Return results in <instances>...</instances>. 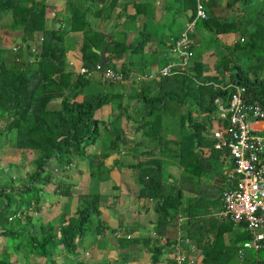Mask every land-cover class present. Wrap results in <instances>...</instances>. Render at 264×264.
<instances>
[{
	"label": "trees",
	"instance_id": "16d2710c",
	"mask_svg": "<svg viewBox=\"0 0 264 264\" xmlns=\"http://www.w3.org/2000/svg\"><path fill=\"white\" fill-rule=\"evenodd\" d=\"M182 1H194L196 9L197 0ZM239 1L241 11H244L252 0H231V3ZM203 4L207 19H198L192 34L205 30L208 34L212 33L213 42L217 40L221 45L218 47L221 59L216 58L213 66L215 74H207V65L202 59L195 58L181 74L159 77V69L154 75L133 78L136 88L133 89L132 100H138L140 107L137 106L129 115L137 117L140 123L137 131L142 130L151 144L152 141L157 142L158 131L164 126L161 122L164 112L172 116L178 112L173 109L168 111V104L173 102L176 109L189 108L178 117L180 137L173 141L178 151L165 152L166 157H175L179 161L180 176L175 177L168 172L163 175V159L130 165L122 160L121 164L139 171L138 198L155 199L154 211L158 217L155 235L166 239L162 246L158 244V239L155 243H152V238L143 239L151 255V264L160 262L165 248L171 250V264L173 246L179 238L171 241L169 228L180 218L186 219L183 226L188 237H185L192 239L200 251L198 264H264V249L247 251L244 257L239 258L238 248L250 240L241 225L218 221L213 217L207 219L205 216L210 214V210L200 203L203 201L200 190L193 201L185 196L187 185L184 182L207 178L213 168L210 159L214 158V154L228 155L225 150L221 152L214 148L216 141L211 132L213 121L218 119L219 104L227 105L234 87L238 86L244 88L243 98L247 103L264 105V62L259 59V55L260 58L264 56V10L256 15L252 13L251 18L235 16L229 21V18L216 17L213 10H209L212 0L208 4L203 0ZM81 7L68 2L65 29L61 26L50 28L45 0H0V28L22 33L20 39L9 46L1 41L14 39L0 37V164L4 146L9 152L18 151L24 158L31 157L33 167V172L24 177L0 180V235L7 238V243L12 241L11 245L6 244V249L0 250V264H31V256L43 260L42 264H69L67 259L77 264L80 241L92 232L100 234L107 230L100 219V200L105 194L101 184L110 180V170L105 161L116 153L124 158L127 149H132V146H128L123 129L110 128L109 123L96 119V113L110 104L115 96L99 92L91 77L98 59L92 46L99 49L98 43L103 44L104 39L95 36ZM195 16L194 10L190 21ZM74 31L84 34L81 55L85 62L83 66L88 70L85 74L73 72L66 60L69 47L65 43V35ZM232 34L239 35L232 45L222 42V38ZM147 38L148 35H143L142 42L135 48L141 47ZM191 48L194 49L193 46ZM129 49L114 43L108 49L107 68L118 72L113 61L121 59ZM170 51L171 45L164 55L162 67L172 59L168 56ZM254 59H257L256 64L252 63ZM119 72L122 76L120 81L99 75L101 81L111 88L121 87L130 73L124 68ZM53 101H59L57 109H51ZM118 107L119 116H123L130 105L125 107L120 103ZM113 133L115 137L107 148L103 142ZM97 141H100L99 151L92 156L87 149ZM151 144L141 149L142 154L164 153L156 146L151 148ZM77 157L84 159L89 167L91 190L77 198L73 216L67 218L65 206L58 221L41 223L39 217L34 225L29 213L40 210L51 184H56L54 195L72 197L73 185L68 182L72 171L69 170ZM52 160L59 167L58 176L47 169ZM15 167L17 165L13 163H6L4 170ZM170 179L175 182L171 183ZM12 223V227L7 226ZM37 224L38 231L35 233ZM126 238L132 240L131 237ZM58 258L61 263L56 261Z\"/></svg>",
	"mask_w": 264,
	"mask_h": 264
},
{
	"label": "crops",
	"instance_id": "0c3cea01",
	"mask_svg": "<svg viewBox=\"0 0 264 264\" xmlns=\"http://www.w3.org/2000/svg\"><path fill=\"white\" fill-rule=\"evenodd\" d=\"M205 1L206 4H208L209 0ZM68 2H70V4L75 3L76 6H82L84 8L90 29L95 31V36L104 39L103 44L98 43L100 46L99 49L92 46L93 51L98 54V59L95 64L96 66H101L102 68L109 67L108 49H110L114 43L130 48L121 59L113 61L116 69L121 70L124 68L128 70L130 73L128 80L120 87L122 89L121 92H116L115 90L110 92V94L113 93L115 98L113 97L110 104L105 105L96 113V119L108 124L109 117L114 113H116L117 117H120V110L118 107L120 103L125 107L127 104L130 105L128 111L131 112H134L133 110L139 105L138 100H132L133 89L136 88L134 87L135 84L133 78L137 75H154L158 73V70L161 69L162 65L165 63V59L163 58L164 55L168 53L170 45L175 38L180 37V34L185 30L179 28L181 22L183 21L186 28L187 24L190 22V17L193 14V11H196V9H194V1L186 3L182 0H45L47 24L50 28H53V23H56V25L60 24L61 27L65 29L66 24L64 20L66 17V7ZM212 2V9H209V7L208 9L213 10L216 17L230 18L241 16L240 1L235 4H232L231 0H212ZM177 4L180 9H176V14H174V16H176L177 20L182 21L178 22L176 27L179 28V30L177 33H174V29L169 20L172 21L173 15L171 12L174 11L173 7ZM262 9L264 10V5L260 8L257 7L256 13L258 11L261 12ZM169 31H173V33L170 34L171 32L168 33ZM145 34L148 35V38L145 40L144 44H142L141 47L135 48L140 42H142L143 35ZM21 35V32H12L11 30L0 28V37L5 36L14 39L11 40L8 38L9 40L7 41L2 40V44H12L17 39H20ZM227 37L232 38L234 42L238 40L239 35L232 34ZM203 38L204 36H200V33L193 35L192 39L191 37L189 38L191 46L194 48V59L196 58L197 48L203 47ZM65 40L66 45L69 47L66 52V60L69 68L76 73L84 68L83 64H85L81 55L84 34L80 31L69 32L65 35ZM221 40L222 42L225 41L226 43H229L225 37ZM202 50L207 52L209 49L202 48ZM213 58V55L208 54V56L202 58V62L204 65L210 66L208 62H214ZM261 62H264V58ZM95 65H93V67ZM214 72L215 71L212 68L207 74L213 76L215 74ZM99 74L100 73L93 71L91 75L93 81L99 82L102 80ZM116 96H121V98H116ZM57 102L59 106V101H55L53 104L51 102V105L54 106ZM176 107L177 106L172 102L171 104H168V111L172 109L175 110ZM165 124H167V122H165ZM131 125H134V123L131 124L129 119L126 120L124 118L122 124V129L125 132L124 137L127 138V142L129 143L127 144L128 146H132V149H127L124 158H121L120 154L116 153L112 154L105 161V166L110 170V180L101 184L105 185L116 182L119 187H117V185H114V187L112 186L113 189H118V193L114 195H112L110 191L107 194H104V196L102 195L100 200V216H102V214L106 216L109 213V210H114L115 204L118 203L120 209L125 211V219L120 217L122 221L120 219L119 221L116 220L111 228L106 225L104 220H101L104 226L107 227V230H104L100 234L92 232L80 241L76 259L77 264H151V255L149 250L144 246L143 239L152 238V243H155L158 239V244L160 246L165 242L166 238L163 236L157 237V235H155V228L158 219L156 216L157 214L154 211L155 199L138 198L139 171L128 168L127 166L138 163V159H140L139 162L143 163H150L153 159L160 161V152L156 151L155 154L149 155L142 154L141 149H144L148 145L150 139H147L143 135L142 130L137 131V126ZM215 127L216 126L214 125L211 131ZM256 128L260 131L259 133L264 135V121L257 123ZM139 143H141V147L139 146ZM172 143L174 144L173 141ZM95 146L96 144L93 148ZM213 157L214 158L210 159L211 163L216 160L218 164L222 165L224 167L223 174L221 175L217 172L214 173V168H212L207 174V178L203 177L200 179V181H203L200 184L195 182H184V184L187 185L185 196L193 201L194 198L197 197V191L200 190L203 197V201L200 203L210 210V216L207 215V219L213 217L218 221H222L218 217V213L221 210L220 198L223 190L229 187V182H233L229 179L233 172V165L229 154L226 155L220 153L218 155L215 153ZM130 159H134V163H132ZM122 160H124L127 165H122ZM225 167L228 169L227 171ZM72 168L74 167L70 168V172L72 171ZM55 171H57V169H55ZM85 171L86 172L76 171L77 175H75L73 171L71 172V177L68 182L73 185L71 190L72 197L63 198L54 195L53 191L56 188V184H51L46 190L49 194L48 197H50V200L45 198V202H43L39 209L41 210L43 206H55L56 203L61 206L66 204L67 209H65L67 211V218L73 216V212L78 203L77 198L80 195L85 194L83 192V187L86 185L87 188L89 187L88 192L91 190L89 170ZM174 171H177V173L173 174ZM57 174H59V171L54 172L55 176H58ZM168 174L176 177L180 176L181 173L179 168H175L170 172L168 171ZM169 181H171V183L175 182L174 179H170ZM54 183H56V181ZM172 187L168 186V188L173 189ZM85 192L87 193V190ZM73 201L76 203L74 207L71 204ZM125 205L127 207H125ZM116 219L118 218L116 217ZM185 220V218H180V220L177 219L176 223L172 224L174 226H170L169 231L171 233L169 238L171 241L177 237L180 238L187 236L183 226ZM117 233L122 236H116L115 234ZM127 236L131 237L132 240L137 239V241L133 242L132 240L127 239ZM138 239L140 240L138 241ZM196 255L199 261L201 259L200 252L198 251ZM170 258L171 250L165 248L158 264H170ZM119 259L121 262H119Z\"/></svg>",
	"mask_w": 264,
	"mask_h": 264
},
{
	"label": "built area",
	"instance_id": "2783aa9c",
	"mask_svg": "<svg viewBox=\"0 0 264 264\" xmlns=\"http://www.w3.org/2000/svg\"><path fill=\"white\" fill-rule=\"evenodd\" d=\"M198 19H207L203 0L196 1L195 19L171 44L169 57L172 59L160 69L161 76L181 74L192 63L194 52L189 38ZM79 72L85 74L88 70L82 68ZM94 72L110 80L122 79L119 70L115 72L96 66ZM244 91V88L235 86L228 104H219L216 127L211 131L216 141L214 148L226 150L233 165L229 177L233 182H229V187L221 194L218 217L222 221L241 225L250 236V240L238 248L239 258L244 257L247 251L264 249V135L256 128L257 123L264 121V105L247 103L243 98ZM115 235L122 236L119 233ZM198 251L196 243L190 238L180 237L174 243L171 264H197Z\"/></svg>",
	"mask_w": 264,
	"mask_h": 264
},
{
	"label": "rangeland",
	"instance_id": "374dc122",
	"mask_svg": "<svg viewBox=\"0 0 264 264\" xmlns=\"http://www.w3.org/2000/svg\"><path fill=\"white\" fill-rule=\"evenodd\" d=\"M263 5H264V1H260V0H252V1H250L246 5L245 10L241 11V17L240 18L241 19H243V17L251 18L252 17V13L256 15L257 7L260 8ZM173 9H174V11L171 12L172 15H173L172 21L169 20V22H170L172 28L174 29V33H177L179 28L180 29L183 28L182 30H184L185 29V25L183 24L182 20H177L176 16H174V14H176L175 13L176 9H180V7H178V4L175 7H173ZM234 18H236V17H230L228 20L231 21ZM179 21H182V22H181L180 27L177 28L176 26H177ZM53 26H54V28H59L61 25L60 24L56 25V23H53ZM199 31H200V36L201 35L204 36V38H203V47L202 48L203 49L204 48H208L209 50L207 52H205L204 50H202V48L198 47L197 51H196L197 52L196 53V58L197 59H202L203 57L208 56V54H211V55L214 56V58H213L214 62L209 61L211 66H207L206 67L208 69V72H209V70H212L213 66L215 65V62L217 60L216 58H219V60L221 59V56H218L219 50H220V48H218V47H220L221 45L218 42H216L217 40H215L213 42L214 36L212 35V33L208 34L207 31L202 30V29L199 30ZM168 33L172 34L173 31H169ZM226 38H227V40L229 42L228 45H232L234 43L232 38H230V37H226ZM9 45L10 44H8V46ZM241 57H242V55H241ZM263 58H264V56L261 55V58H260V55H259V59H261V61H263ZM252 63L253 64L257 63V59H254L252 61ZM159 77H163V76L160 75ZM95 84L97 85L96 87L98 88L99 92L110 93V91L112 89H115V91L117 90L118 92L122 91V89L120 87L114 86L113 88H111L109 86V84H107L105 82H102V81L95 82ZM53 103H55V101H53L52 104ZM57 106H58V102L54 106L51 105V109H57L59 107V106L58 107ZM188 109H189L188 107L181 108V109L177 108V109H175V111H178V112L176 114H174L173 116L171 114L170 115L165 114V113H167V111H165L164 115L162 116V119H161V122H163L164 126H162V129L158 131L160 134H157V137H158L157 142L152 141V144L150 142H148V145L151 144V146H150L151 148H155V146H156L157 148L163 150V152H164V153H160V156H159V158L163 159L162 162L164 163L162 165L163 175H165L168 171L170 172L171 170H173L175 168H178L180 166L179 161L175 157L174 158L166 157L165 156V152L169 150L170 152L176 153L178 151L177 146H174L172 141L177 140L180 137V135H179V130H180V126L179 125L180 124H179L178 117L180 116L181 113H186ZM130 113H131V111H128L126 113V115H123V116H120V117H117L116 113L111 115L109 117V120H108L110 128L113 127V128H115L117 130H120V128L122 129V124L124 122V118L126 120L129 119V122L131 124L134 123V125H131V126H137V128H138V126L140 124L137 123L138 122L137 117L135 118L134 114L130 116L129 115ZM104 118H105V116H104ZM165 122H167V124H165ZM212 125L216 126V120L213 121ZM112 135H113V137H112ZM114 137H115L114 133L109 135L107 137V140L104 141L103 144L107 148H109L110 143L114 139ZM98 142L99 141H97L96 146L94 147L95 149L93 148V146H90L89 150L87 149L88 153L91 154L92 156L95 155L99 151ZM4 145H6V144H4ZM139 146H141V143H139ZM130 148H132V147H130ZM7 150H8L7 147H4V146L2 147V151H3L4 154L2 155L3 156V161L0 164V166H1L0 180L7 181V179H9V178H15V179L16 178H21V177H24L27 173L33 172V167L30 164L31 157H28V159H27V158H24L23 155L20 152H18V151L17 152L16 151H13V152L10 151L9 152ZM131 157H132V155H131ZM130 160H131L132 163H134V159H130ZM139 160L140 159H138V162H139ZM6 163H13V164L17 165V167L9 168V169H5L4 170ZM212 166L214 168V171H213L214 173L217 172V173H219L221 175L223 174L224 167L222 165H220L218 163H215V164L212 163ZM72 167H74V168H72V171L75 173V175H77V172H86L85 170H88V168H89L87 166L86 161H84V159H79V157L74 159ZM47 169H48V171L49 170H52L54 172H58L59 171V167H58L56 161H51V163H49ZM55 169H57V171H55ZM225 169H226V171L228 170L226 167H225ZM176 173H177V171L173 172V174H176ZM78 176H79V174H78ZM86 178H87V176H86ZM22 179H24V178H22ZM194 182L200 184L203 181H199L197 179ZM114 185H117L116 182L102 185L101 189H103L105 194H107L110 191L111 194L114 195V194L118 193V189H113L112 188V186L114 187ZM117 187H119V185H117ZM83 188H84L83 189L84 193H86L85 192L86 190L88 192V188L89 187L87 188V186L85 185ZM37 196L38 195L36 194V197ZM45 198L50 200V197H48V196H46ZM71 204L74 207L76 203H75V201H73V202H71ZM65 206H66V204H63L61 206L60 204L57 205V203H56L55 206L54 205H51L50 207H47V206L44 207L43 206L41 208V210H38V212H36V210H31V212L29 214L33 217L34 225L36 223L37 218H39V217H41V219H42L41 223H45V222H48L50 220L58 221V218L60 217V214L64 211ZM125 207H127V206L125 205ZM208 216H210V215H208ZM208 216H206V217H208ZM116 217L118 219H116ZM120 217L125 219V211L120 209V206H118V203H117V204H115V209L114 210H109V213L106 216L102 214V216H100V219L102 221L104 220L106 222V225L109 228H111V227H113V224L116 222V220L119 221V219H120L122 221V219ZM95 222H96V220H94L93 223H95ZM7 226L12 227L13 223L9 224ZM37 231H38V224L35 227V233H37ZM27 236H28V233H27ZM8 243H9V245H11L12 241L9 240ZM8 243H7V238H3L0 235V250L6 249V244H8ZM29 259L31 261V264H35V263L36 264H42L43 263V260L38 259L35 256H31ZM12 260L14 261V257H12ZM56 261L58 263H61L60 258L56 259ZM67 261L69 262V264H73V262H71L69 259H67ZM73 261H75V260H73ZM119 262H121L120 259H119Z\"/></svg>",
	"mask_w": 264,
	"mask_h": 264
},
{
	"label": "clouds",
	"instance_id": "9594fccd",
	"mask_svg": "<svg viewBox=\"0 0 264 264\" xmlns=\"http://www.w3.org/2000/svg\"><path fill=\"white\" fill-rule=\"evenodd\" d=\"M225 222V221H224ZM227 222V221H226ZM192 240V239H191Z\"/></svg>",
	"mask_w": 264,
	"mask_h": 264
}]
</instances>
